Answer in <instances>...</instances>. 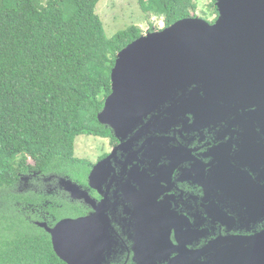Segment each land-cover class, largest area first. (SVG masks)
<instances>
[{
	"label": "flooded vegetation",
	"instance_id": "flooded-vegetation-1",
	"mask_svg": "<svg viewBox=\"0 0 264 264\" xmlns=\"http://www.w3.org/2000/svg\"><path fill=\"white\" fill-rule=\"evenodd\" d=\"M261 107L203 102L143 133L135 127L123 140L111 129L84 181H76V197L60 176L40 181L33 173L19 189L46 196L43 207H23L55 255L45 264H264ZM106 158L108 169L92 186L89 174ZM91 215L74 236L59 234L67 261L58 256L49 229Z\"/></svg>",
	"mask_w": 264,
	"mask_h": 264
},
{
	"label": "trees",
	"instance_id": "trees-1",
	"mask_svg": "<svg viewBox=\"0 0 264 264\" xmlns=\"http://www.w3.org/2000/svg\"><path fill=\"white\" fill-rule=\"evenodd\" d=\"M99 1L0 0V264L54 259L23 211L43 207L46 196L19 187L33 173L40 181H84L91 163L76 156V138L111 135L98 120L112 91L111 71L144 31L132 24L108 36ZM141 1L145 11L164 15L165 26L194 10V0Z\"/></svg>",
	"mask_w": 264,
	"mask_h": 264
},
{
	"label": "water",
	"instance_id": "water-1",
	"mask_svg": "<svg viewBox=\"0 0 264 264\" xmlns=\"http://www.w3.org/2000/svg\"><path fill=\"white\" fill-rule=\"evenodd\" d=\"M215 5L214 22L186 17L142 34L118 53L100 123L123 140L135 127L143 133L151 124L186 117L198 103L264 106V0H215ZM107 161L93 167L92 186L95 176L100 179L108 169ZM60 181L76 197L78 183L70 177ZM91 219L65 218L49 229L58 256L67 261L59 234L74 236L76 225ZM263 251L264 246L258 254L264 256Z\"/></svg>",
	"mask_w": 264,
	"mask_h": 264
},
{
	"label": "rangeland",
	"instance_id": "rangeland-1",
	"mask_svg": "<svg viewBox=\"0 0 264 264\" xmlns=\"http://www.w3.org/2000/svg\"><path fill=\"white\" fill-rule=\"evenodd\" d=\"M146 2V1H145ZM145 2L141 0H100L97 4V13L102 18L108 36H113L119 30L132 24L140 25L145 33L150 28L162 29L165 26L164 15L145 11ZM192 16H200L212 21L217 13L214 10L213 0H194ZM104 141L101 136L79 135L75 140L76 156L95 162L100 152V144ZM106 144V142H105ZM29 162L33 160L29 158Z\"/></svg>",
	"mask_w": 264,
	"mask_h": 264
}]
</instances>
